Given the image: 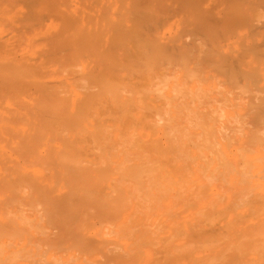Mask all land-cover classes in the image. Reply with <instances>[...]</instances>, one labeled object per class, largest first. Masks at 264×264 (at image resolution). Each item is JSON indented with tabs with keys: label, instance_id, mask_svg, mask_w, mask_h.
Listing matches in <instances>:
<instances>
[{
	"label": "bare ground",
	"instance_id": "bare-ground-1",
	"mask_svg": "<svg viewBox=\"0 0 264 264\" xmlns=\"http://www.w3.org/2000/svg\"><path fill=\"white\" fill-rule=\"evenodd\" d=\"M260 208L264 0H0V264H264Z\"/></svg>",
	"mask_w": 264,
	"mask_h": 264
},
{
	"label": "rangeland",
	"instance_id": "rangeland-1",
	"mask_svg": "<svg viewBox=\"0 0 264 264\" xmlns=\"http://www.w3.org/2000/svg\"><path fill=\"white\" fill-rule=\"evenodd\" d=\"M218 78H219V77H218ZM215 80H216V82L219 81V80H217V77H215V78H211V79H210L211 82H214ZM203 81H205V80H203ZM216 82H214V83H216ZM216 85H217V83H216ZM219 86H220V85H219ZM219 86H218V89H220V88L222 87V85H221L220 88H219ZM241 89H242V88H241ZM220 90H222V88H221ZM233 90H235V89H233ZM233 90H232V91H233ZM237 90H238V91H237ZM236 91L239 92V93H237L238 95L242 92V91L239 90L238 88L235 90V92H236ZM240 91H241V92H240ZM233 92H234V91H233ZM235 92H234V93H235ZM243 92H245V91L243 90ZM243 92L241 93L242 95H241V94L239 95L241 98L238 96V98L240 99V102L238 101L239 99H237V100L235 99V101H237L239 104H240V103H244V104H243V105L240 104V106H241V105H242V106H241V107H240V106L238 107L239 104H237V102H236L235 104H237V105H236V106L234 105L235 108H234L233 105H231L232 108H234V109H241V108L244 107L245 105H246L245 107H248L249 105L252 106V103L250 104V102H247L248 99H246V98H242V97H244V96H243ZM217 93H219V90H218ZM234 93H232V94H234ZM246 93H247V92H246ZM246 93H245V94H246ZM219 94L221 95V93H219ZM229 94H231V93H229ZM249 95H250V94H248V96H249ZM257 95H258V93H257ZM259 95H260V94H259ZM246 96H247V95H246ZM222 97H224V95H223V96H222V95L219 96L220 101L222 100ZM224 98H225V97H224ZM224 98H223V100H222L221 102L224 101ZM241 99H242L243 101H244V100H246V101H245V102H242ZM225 100H226V99H225ZM220 101L218 100V103H217V101H216V103H217L216 105H219V104H220V107H222V105H226V106L228 105V103H227L228 100H226L227 102L224 101L225 103L223 102L222 104L220 103ZM226 103H227V104H226ZM247 103H248V105H247ZM184 107H185V105H184ZM245 107H244V108H245ZM211 108H212V107H211ZM244 108H243V109H244ZM214 114H215V113H214ZM214 114H213V115H214ZM194 115H195V114H194ZM206 115H207V114H206ZM206 115H205V117H203L204 115H203V116H196V118L199 117V119H200V117H203V119H204V118L206 119L210 114L207 115V117H206ZM211 116H212V115H211ZM216 116H217V115H216ZM212 117H213V120L216 118V117H214V116H212ZM212 117H208V120H209V118H212ZM219 118H220V117H219ZM201 119H202V118H201ZM205 119H204V121H205ZM206 120H207V119H206ZM211 120H212V119H211ZM243 121H244V120H243ZM262 209H263V208H260V210H262ZM263 210H264V209H263ZM261 212H262V211H261ZM97 225H98V224H97ZM262 227H263V226H262ZM260 229H262V228L260 227ZM263 229H264V227H263ZM260 231H262V230H260ZM260 231H258V232H260ZM256 233H257V231H256ZM254 234H255V231H254Z\"/></svg>",
	"mask_w": 264,
	"mask_h": 264
}]
</instances>
